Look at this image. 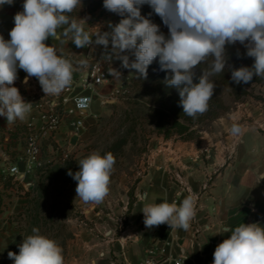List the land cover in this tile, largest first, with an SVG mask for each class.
<instances>
[{
  "label": "clouds",
  "instance_id": "obj_1",
  "mask_svg": "<svg viewBox=\"0 0 264 264\" xmlns=\"http://www.w3.org/2000/svg\"><path fill=\"white\" fill-rule=\"evenodd\" d=\"M13 3L0 0V6ZM145 4L168 28L167 37L157 24L141 15L140 6ZM77 7H82L81 0H23V10L13 17L10 39L0 35V116L6 117L7 124L24 121L32 110L33 104L25 102L13 86L18 69L27 74L25 84L30 77L37 78L46 95H59L71 86L73 65L46 43L49 38L65 43L62 37H70L77 48L93 42L107 48L110 40L115 52L132 53L131 62L128 55L119 58L138 78L146 79L148 67L158 59L159 71L170 73L165 84L178 90L183 113L192 117L208 110L216 87L210 77L225 71L227 45L238 42L254 60L251 67L232 68V81L247 84L253 77L264 78V0H103V7L122 19L109 24L111 32L94 35L85 29V19L69 16ZM201 64L209 67L197 78ZM110 73L120 76L112 69ZM229 131L239 136L243 129L233 123ZM115 162L111 152H93L79 161L78 172L68 173L77 181L75 191L82 202L99 204L109 195ZM197 199L190 193L179 203H144L145 227L167 224L171 229L189 230L197 215ZM224 232L230 236L215 248L213 264H264V225L240 223ZM18 247V253L8 252L13 264H65L63 248L38 228L34 227Z\"/></svg>",
  "mask_w": 264,
  "mask_h": 264
},
{
  "label": "rangeland",
  "instance_id": "obj_2",
  "mask_svg": "<svg viewBox=\"0 0 264 264\" xmlns=\"http://www.w3.org/2000/svg\"><path fill=\"white\" fill-rule=\"evenodd\" d=\"M89 11V22L93 23L102 16L91 10V7ZM109 13L115 14L107 11L106 15L109 16ZM113 20L106 23V26L109 27ZM156 24L167 37L168 28L161 23ZM232 49L234 61L244 64L253 60L246 56V48L238 42ZM237 51L240 53L239 57ZM226 55L230 57L227 50ZM128 56L129 61L134 59L131 53ZM119 62L118 57L116 64ZM230 67L228 60L223 73L230 81L218 91L229 110L215 119L206 116L202 120H196L183 135L175 132L171 137H165L156 132L153 109L159 105L158 98L151 92L134 87L132 82L136 75L126 68L119 78L114 77L95 93L85 129L74 139L61 140L65 145L62 149L69 153V157L64 160L59 156L63 153L62 150L57 151L54 162L36 170L24 183L14 182L13 179L10 181L9 178V167L23 154L25 147L21 135H13L10 140L11 148L5 149L2 146L4 152L0 154V195L3 198L0 211V264H13L8 252L18 253V245L24 237L32 234L34 227L42 235L58 242L63 248L65 264H70L71 256L76 254V243L93 242L94 239L106 243L112 237H118L120 226L127 223L125 215L128 211L124 210L121 216L118 210L121 211L125 205L123 199L127 190L129 196V192L136 190L137 182L147 172L153 148L165 142L178 144L190 141L200 144L206 130L214 133L217 128H225L236 121H239V125L245 121L252 122L255 111L264 108V81L246 84L244 88L247 94L236 98ZM210 80L216 84L222 78L216 74ZM19 91L20 94L24 93V90ZM128 115L138 121L137 130L131 134V140L124 150L113 154L116 162L111 174L109 195L99 204H86L76 194L77 181L68 173L78 172L79 161L89 154L107 153L114 141L127 133L131 125ZM180 120L189 125L184 118ZM186 135L190 136L189 139H184ZM2 142L4 136L0 137V143ZM45 154L47 157L52 156L51 152ZM5 155L9 156L7 160H4ZM180 173L175 176L172 174V179L181 186L177 175H180L183 182L184 178ZM118 215L120 216L117 217ZM115 218L119 219L114 220ZM112 230L115 231L113 234L110 233ZM81 231L88 235L82 237Z\"/></svg>",
  "mask_w": 264,
  "mask_h": 264
},
{
  "label": "crops",
  "instance_id": "obj_3",
  "mask_svg": "<svg viewBox=\"0 0 264 264\" xmlns=\"http://www.w3.org/2000/svg\"><path fill=\"white\" fill-rule=\"evenodd\" d=\"M81 2L82 7H77L69 16L85 19L87 31L95 23L89 22V7L102 15L100 19L105 23L121 19L117 14L106 15L103 0ZM22 5L23 0H14L12 5L0 6V35L6 40L10 39L13 17L23 10ZM62 39L66 42L49 38L46 43L54 46L58 55L72 63L73 76L77 77L81 61L85 58V49L77 48L70 37ZM17 75L13 86L24 90L21 96L25 102L33 103V90L38 79L30 77L25 84L27 74L18 69ZM29 116L24 121L17 120L12 124H7L6 117L0 116V137L4 136V142L0 143V154L4 152L2 146L11 148V137L19 133ZM232 124L217 128L214 133L206 130L200 144L190 141L178 144L165 142L153 148L149 168L137 182L132 210L128 208V190L123 199L125 205L121 211L118 210L121 216L124 210H128L125 215L127 223L120 226L118 237H112L106 243L96 239L76 243L78 250L71 256L70 264H138L146 258L148 247L164 241L170 242L169 250L175 256H185L184 264H213L215 248L230 236V233L224 232L226 227L234 228L240 223L264 225V179H261L264 176V108L255 111L252 122L241 123V135L230 134ZM57 138L74 139L70 119L64 122ZM8 158L4 156V160ZM176 173H180L190 191L199 196L195 219L187 231L171 229L167 224L146 228L141 211L144 203L172 202L181 189L172 179ZM114 232L110 231L111 234ZM80 234L82 237L88 235L84 231Z\"/></svg>",
  "mask_w": 264,
  "mask_h": 264
},
{
  "label": "built area",
  "instance_id": "obj_4",
  "mask_svg": "<svg viewBox=\"0 0 264 264\" xmlns=\"http://www.w3.org/2000/svg\"><path fill=\"white\" fill-rule=\"evenodd\" d=\"M119 20H113L115 25ZM91 34L97 32H111L104 20H97L88 30ZM95 41V36H93ZM85 49V58L81 61L80 71L77 77L73 76L71 86L63 90L59 95H46L39 81L33 90V105L28 120L24 123L19 134L25 141L23 154L17 162L9 167V175L13 176L14 182H25L32 173L46 167L57 158V151L62 150L59 156L65 160L69 153L62 148L65 145L57 135L67 119H70L72 136L77 137L86 127V118L92 111L95 93L98 89L114 79L110 71L115 70L124 73L122 63L116 64L120 53L112 49L111 41L107 48L103 45L93 44ZM46 152L52 156L47 157ZM22 163V164H20ZM181 189L173 201L179 203L184 197L192 193L188 186L177 175ZM197 196V209L198 200ZM196 209V211H197ZM170 242L164 241L161 244H153L147 248V256L138 264H164L172 261L173 264H184L185 256H175L169 250Z\"/></svg>",
  "mask_w": 264,
  "mask_h": 264
},
{
  "label": "trees",
  "instance_id": "obj_5",
  "mask_svg": "<svg viewBox=\"0 0 264 264\" xmlns=\"http://www.w3.org/2000/svg\"><path fill=\"white\" fill-rule=\"evenodd\" d=\"M103 7V5H102ZM103 10L105 8L103 7ZM141 15L145 18L150 19L153 23H161L164 25L162 19L154 13V10L147 4L140 6ZM151 13V15H149ZM122 19V17H121ZM110 42V40H109ZM233 45H227L226 50L229 52L230 56L228 58L229 62L231 63L232 68H239L241 66H247L251 67L254 63V60L249 61L247 63L241 64L238 61H234L233 59ZM131 52H124L120 53V56L123 55H129ZM132 54V53H131ZM134 60L131 58V61ZM158 60V59H157ZM154 61L149 67H148V74L147 78H138L135 74V70H132L134 74L136 75L133 80V86L136 88H141L143 90H146L148 92L153 93V95L157 96V101L159 102L158 107H154L153 109V116L155 118L154 124L155 129L158 134H164L165 137H171L175 132L179 134H184L185 132H188L191 128V125L196 120H202L206 116L210 119H215L219 117L221 114L227 112L229 110V106L225 105L222 98L218 95V91L223 87V85L230 81V79L225 75V73H219L222 80H219L218 83H216V90L214 91V95L212 99L209 101V107L206 111L205 116L204 114H198L195 117L188 116L185 113H183V109L180 106V96L178 93V90L176 88H170L168 87L164 80L167 75L170 73L159 71V63L158 61ZM130 61V62H131ZM120 62L122 63L121 59ZM209 64H201L197 70H196V76L201 74L200 71L208 69ZM264 78L260 77H253V80L250 81L247 84H251L254 82H263ZM194 82H198V80H194ZM232 82V80H231ZM246 84L240 83L236 84L234 82V92L236 95V98H240L242 95L247 94V90L244 88ZM180 118H184V120H187L189 122V125L183 123ZM127 119L131 121V125L128 128V131L125 135L117 138L114 143L110 146L108 152H111L112 154H115L119 151H123L124 147L130 142L131 140V134L136 133L138 121L135 120L133 117L127 116ZM189 135L184 137V139H189ZM10 181L14 179L13 176H9ZM134 191L132 190L129 192L130 201H129V211L132 210L135 202L134 197ZM3 202V198L0 195V211H1V204Z\"/></svg>",
  "mask_w": 264,
  "mask_h": 264
}]
</instances>
